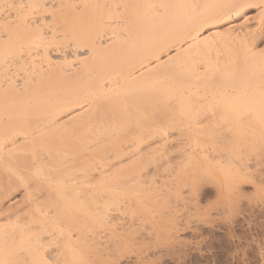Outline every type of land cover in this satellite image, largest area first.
<instances>
[{
  "label": "bare ground",
  "instance_id": "obj_1",
  "mask_svg": "<svg viewBox=\"0 0 264 264\" xmlns=\"http://www.w3.org/2000/svg\"><path fill=\"white\" fill-rule=\"evenodd\" d=\"M244 133L264 151V0H0V264H103L124 210L238 192Z\"/></svg>",
  "mask_w": 264,
  "mask_h": 264
},
{
  "label": "rangeland",
  "instance_id": "obj_2",
  "mask_svg": "<svg viewBox=\"0 0 264 264\" xmlns=\"http://www.w3.org/2000/svg\"><path fill=\"white\" fill-rule=\"evenodd\" d=\"M241 136L237 138V136L231 135L229 139L227 137L221 142L222 147L225 148H227L226 144L237 150L241 146L240 150H242L239 151H243L242 155H249V158L246 156L250 160L247 171L249 172L248 179L241 184L240 190H236L238 192L223 190L224 192L218 194L215 192L217 190L215 184L211 183L212 185H210L208 182L207 186L204 184L203 188H199L195 193L189 192L187 187L181 189L180 195L181 193L182 195L178 196L175 203L166 195L168 197H165L164 202L160 201V204L165 205L166 199H169L170 203L173 202L167 205V209L163 207L160 210V215L155 212L149 216L148 213H145L146 210L143 211L145 213L143 214L140 209H134L137 208L135 206L130 209V212L124 210L125 213L121 215L120 220L121 225L123 224L125 228V232H123L124 228L121 231L123 233L121 239L124 242L121 245L123 246L107 256L104 254L105 259L102 263L264 264V151L258 146V142H253L256 145L249 142L254 140L253 134L244 133ZM227 139L230 140V143ZM164 184L161 185L165 187ZM133 185L136 187V183L133 182L129 186L134 189ZM138 188L137 186L135 189L138 190ZM128 189L124 194L131 196H124L131 199L133 194L131 201L135 203L138 200L139 203L142 199L139 196L143 195L138 196L137 194L134 197L135 191H132L131 194V187ZM156 204L155 206H157ZM152 205L154 206V203ZM168 208L170 211H167ZM172 210L174 211L171 212ZM174 212L177 215L173 214ZM167 214H171V221ZM133 217L136 218H134L135 221ZM137 219L140 224L136 222ZM131 220L133 221L131 222ZM126 227L129 228L126 230ZM164 228L168 230L172 228V231L176 230V233L173 234L171 231L173 235L170 236V233L167 235L168 230L164 231ZM132 229L134 230L132 231Z\"/></svg>",
  "mask_w": 264,
  "mask_h": 264
}]
</instances>
